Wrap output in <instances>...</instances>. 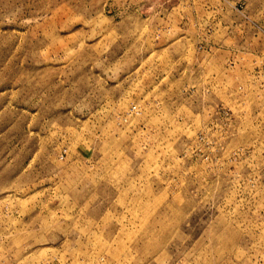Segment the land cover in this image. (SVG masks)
<instances>
[{
  "label": "rangeland",
  "instance_id": "obj_1",
  "mask_svg": "<svg viewBox=\"0 0 264 264\" xmlns=\"http://www.w3.org/2000/svg\"><path fill=\"white\" fill-rule=\"evenodd\" d=\"M0 264H264V0H0Z\"/></svg>",
  "mask_w": 264,
  "mask_h": 264
}]
</instances>
